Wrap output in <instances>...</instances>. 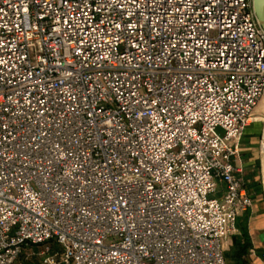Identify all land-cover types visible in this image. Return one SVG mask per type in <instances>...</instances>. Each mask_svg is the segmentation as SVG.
Returning a JSON list of instances; mask_svg holds the SVG:
<instances>
[{
	"label": "built area",
	"instance_id": "obj_1",
	"mask_svg": "<svg viewBox=\"0 0 264 264\" xmlns=\"http://www.w3.org/2000/svg\"><path fill=\"white\" fill-rule=\"evenodd\" d=\"M261 100L253 0H0V264H229Z\"/></svg>",
	"mask_w": 264,
	"mask_h": 264
},
{
	"label": "crops",
	"instance_id": "obj_2",
	"mask_svg": "<svg viewBox=\"0 0 264 264\" xmlns=\"http://www.w3.org/2000/svg\"><path fill=\"white\" fill-rule=\"evenodd\" d=\"M255 115H264V100ZM257 119L245 132L243 151L238 166L246 180V193L253 200V207L237 222L238 233L231 237L226 247V259L229 264H264V163L262 159L264 127ZM262 137V150L258 152L259 139ZM224 190V188H221ZM220 192L217 197H221ZM54 252L60 251L53 245ZM41 248L28 247L24 250L19 264H40Z\"/></svg>",
	"mask_w": 264,
	"mask_h": 264
},
{
	"label": "water",
	"instance_id": "obj_3",
	"mask_svg": "<svg viewBox=\"0 0 264 264\" xmlns=\"http://www.w3.org/2000/svg\"><path fill=\"white\" fill-rule=\"evenodd\" d=\"M253 6L259 24L264 30V0H253Z\"/></svg>",
	"mask_w": 264,
	"mask_h": 264
},
{
	"label": "rangeland",
	"instance_id": "obj_4",
	"mask_svg": "<svg viewBox=\"0 0 264 264\" xmlns=\"http://www.w3.org/2000/svg\"><path fill=\"white\" fill-rule=\"evenodd\" d=\"M263 101L261 100L259 103H258V106H257V108H256V111H258L260 108H261V106H262V103ZM255 121L257 120V119H259V118H261V119H264V115L262 116V117H259L258 115L256 116L255 115ZM261 125H262V127H264V122H259ZM259 144H258V152L259 153H261V150H262V137H260V139H259ZM263 148H264V144H263ZM262 159H263V155H262Z\"/></svg>",
	"mask_w": 264,
	"mask_h": 264
},
{
	"label": "bare ground",
	"instance_id": "obj_5",
	"mask_svg": "<svg viewBox=\"0 0 264 264\" xmlns=\"http://www.w3.org/2000/svg\"><path fill=\"white\" fill-rule=\"evenodd\" d=\"M263 163H264V148H263Z\"/></svg>",
	"mask_w": 264,
	"mask_h": 264
}]
</instances>
